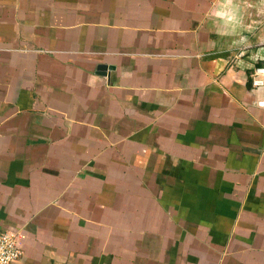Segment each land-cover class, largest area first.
Listing matches in <instances>:
<instances>
[{
    "label": "crops",
    "instance_id": "0c3cea01",
    "mask_svg": "<svg viewBox=\"0 0 264 264\" xmlns=\"http://www.w3.org/2000/svg\"><path fill=\"white\" fill-rule=\"evenodd\" d=\"M210 0H0L12 264H264V45Z\"/></svg>",
    "mask_w": 264,
    "mask_h": 264
},
{
    "label": "clouds",
    "instance_id": "9594fccd",
    "mask_svg": "<svg viewBox=\"0 0 264 264\" xmlns=\"http://www.w3.org/2000/svg\"><path fill=\"white\" fill-rule=\"evenodd\" d=\"M202 23L230 47L264 45V0H210ZM253 108L264 110V90L254 93Z\"/></svg>",
    "mask_w": 264,
    "mask_h": 264
},
{
    "label": "built area",
    "instance_id": "2783aa9c",
    "mask_svg": "<svg viewBox=\"0 0 264 264\" xmlns=\"http://www.w3.org/2000/svg\"><path fill=\"white\" fill-rule=\"evenodd\" d=\"M251 83L254 87L264 86V64L255 65L251 71ZM23 249L14 231L0 232V264H12L21 258Z\"/></svg>",
    "mask_w": 264,
    "mask_h": 264
}]
</instances>
